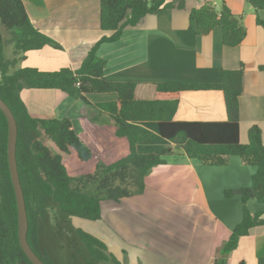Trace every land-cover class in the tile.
Wrapping results in <instances>:
<instances>
[{"label": "trees", "instance_id": "1", "mask_svg": "<svg viewBox=\"0 0 264 264\" xmlns=\"http://www.w3.org/2000/svg\"><path fill=\"white\" fill-rule=\"evenodd\" d=\"M257 13L264 0H245ZM103 34L87 51L76 69L61 67L43 71L19 66L26 52L45 46L61 48L31 22L22 0H0V98L10 107L17 124L16 161L28 219L27 240L46 264H126L109 251L97 236L74 224V218L97 220L104 201L121 200L143 193L145 177L164 163L162 156L180 150L205 165H226L230 156L256 170L249 186L226 189L224 195H239L242 218L232 228L213 264H226L228 254L241 236L264 225V210L251 213L246 203L264 204V145L261 129L253 124L247 142L239 140V96L244 64L224 69L217 83L158 82L153 96L137 95L135 82L109 81L104 77L106 61L97 54L101 43L118 40L124 29L135 26L148 14L163 8H184V0H99ZM264 28V20L256 18ZM219 27L222 43L240 44L246 29L224 0L192 8L188 29L208 35ZM10 48V56L7 49ZM264 70V65L258 66ZM24 88L58 89L73 99L91 104L115 126V135L125 137L128 153L110 163L96 160L93 171L71 174L62 154L71 151L80 162L93 152L78 136L69 117L32 115L20 92ZM220 90L226 119L222 121H179L174 119L179 94L185 90ZM90 93H115L114 100L90 103ZM8 125L0 110V264H32L18 240L17 205L7 161ZM50 141L56 150L47 143ZM238 264H244L243 261Z\"/></svg>", "mask_w": 264, "mask_h": 264}, {"label": "crops", "instance_id": "2", "mask_svg": "<svg viewBox=\"0 0 264 264\" xmlns=\"http://www.w3.org/2000/svg\"><path fill=\"white\" fill-rule=\"evenodd\" d=\"M22 1L33 25L61 48L45 46L28 51L19 66L43 71L76 69L89 48L109 33L100 28L99 0ZM220 1L184 0V8L166 7L148 14L137 25L125 28L118 40L101 43L97 54L106 61L104 77L135 82L138 97L150 98L155 83H217L224 69L244 64L239 140L246 143L249 127L257 124L264 145V70L258 69L264 65V28L256 22L257 16L264 20V10L257 15L245 0H224L246 29L242 42L229 47L222 43L219 27L208 35L188 29L192 8L205 2L218 7ZM26 89L52 91L57 103L53 107L33 104L29 108L22 99L34 116L69 117L78 136L91 148L92 157L98 156L96 160L110 163L128 153L126 138L116 136L113 122L91 104L81 100L70 103L58 89L24 88L20 95ZM87 98L97 103L114 100L116 94L90 93ZM174 119L225 120L223 93L214 89L182 91ZM163 159L164 163L154 166L145 177L143 193L120 202L108 201L106 206L102 203L99 219L92 220L88 228L78 226L100 238L116 259L126 264H213L232 228L241 220L240 196L232 198L236 207L230 214L232 206L226 205L229 201L222 189L249 186L256 168L243 164L238 156H230L226 165H205L180 150ZM255 202L248 201L251 213L264 210ZM241 261L264 264V225L251 228L239 238L226 264Z\"/></svg>", "mask_w": 264, "mask_h": 264}, {"label": "water", "instance_id": "3", "mask_svg": "<svg viewBox=\"0 0 264 264\" xmlns=\"http://www.w3.org/2000/svg\"><path fill=\"white\" fill-rule=\"evenodd\" d=\"M0 110L6 117L8 125L7 137V161L8 169L14 189L16 205H17V219H18V240L24 254L32 264H46L44 263L32 250L27 240L28 219L25 206L24 194L19 178L16 161V140H17V124L13 112L6 102L0 98Z\"/></svg>", "mask_w": 264, "mask_h": 264}, {"label": "rangeland", "instance_id": "4", "mask_svg": "<svg viewBox=\"0 0 264 264\" xmlns=\"http://www.w3.org/2000/svg\"><path fill=\"white\" fill-rule=\"evenodd\" d=\"M7 50H8L7 51V55L10 56L11 55L10 54V48H8ZM58 92L61 93L62 95H64V97H66V99H69L70 103H72L73 101H76V99L71 98L67 94H64L63 92H60V91H58ZM50 93H52L51 90H37V91H35V90H28V89H26L25 92H24V94L21 95V96L26 101V104L28 105L29 108H32V105L33 104L40 105L43 108H45V107H53V105L54 106L57 105V103L52 99V96H51ZM47 143L49 144V146L53 150L54 149L56 150V148L54 147V145L50 141H48ZM62 155H63L62 156L63 157V161L66 164V167H67L68 171L71 174H73V175L74 174H80V173H86V172L93 171L94 164L96 162V159L98 158V156H95V157H92V159H90L87 162H80L79 163L77 161V159L75 158L73 152L70 153V154H62ZM169 156L170 155H164L162 157L165 158V159H169ZM176 158H177V156H175L174 158H171V159L173 160V159H176ZM224 181L225 180H222V182H224ZM250 184H251V179H250ZM226 189H228V188H226ZM223 191H225V190L222 189V192ZM222 194H223L224 198L227 201H229L226 205H228V206L231 205L232 206V208H231L232 210H231L230 214L233 213L234 212V209L233 208L236 207V204L233 203L234 200H232V198L234 197V195L231 196V198L230 197L226 198V196L224 195V192ZM108 203H110V202L104 201L103 202V206L108 205ZM248 204L249 203L247 202L246 203L247 208H248ZM255 205H259L261 207L264 206V204L258 203V202H255ZM240 212H241V218H242L243 210L240 209ZM73 222H74L75 225H77V226L79 225V226H81L83 228L84 227L85 228H88L89 223H93L92 220H86V219H82V218H74L73 219ZM90 229H92V227H90Z\"/></svg>", "mask_w": 264, "mask_h": 264}]
</instances>
